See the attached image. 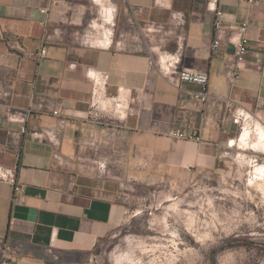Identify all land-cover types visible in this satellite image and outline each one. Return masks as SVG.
<instances>
[{
	"label": "crops",
	"instance_id": "1",
	"mask_svg": "<svg viewBox=\"0 0 264 264\" xmlns=\"http://www.w3.org/2000/svg\"><path fill=\"white\" fill-rule=\"evenodd\" d=\"M258 1H220L225 26L214 51L208 0H0V164L15 168L24 184L16 199L0 181V242L3 255L13 257L9 264H100L126 214L120 202L126 184L182 182L226 166L241 124L223 100L264 125V0ZM246 21L251 48L233 82L236 27ZM92 22L107 33L103 44L75 38ZM159 26L161 32L148 30ZM12 39L25 51L12 48ZM44 45L46 56L36 57ZM173 54L178 69L208 73V101L187 94L201 85L183 82L180 90L151 68V55ZM95 71L107 73L108 94L124 90L126 117L89 118ZM29 107L26 120L10 114ZM42 128L60 130L66 164L52 143L32 134ZM177 130L202 140L169 135ZM92 132L98 143L88 147ZM100 156L110 158L103 176L93 163Z\"/></svg>",
	"mask_w": 264,
	"mask_h": 264
},
{
	"label": "rangeland",
	"instance_id": "2",
	"mask_svg": "<svg viewBox=\"0 0 264 264\" xmlns=\"http://www.w3.org/2000/svg\"><path fill=\"white\" fill-rule=\"evenodd\" d=\"M258 123H242L237 139L247 127L256 139ZM237 139L218 170L190 173L182 182L126 184L120 196L126 214L100 264H119L124 254L132 262L120 264H264V179L257 178L264 151L244 149ZM3 251L0 242V261Z\"/></svg>",
	"mask_w": 264,
	"mask_h": 264
},
{
	"label": "built area",
	"instance_id": "3",
	"mask_svg": "<svg viewBox=\"0 0 264 264\" xmlns=\"http://www.w3.org/2000/svg\"><path fill=\"white\" fill-rule=\"evenodd\" d=\"M221 0H208L209 7L213 9L215 13L214 18V41L212 43V50H217L222 44V32L224 30V21H223V11L219 8V3ZM253 1V0H250ZM254 3H259L258 0H254ZM42 12H47L46 9H42ZM177 19L183 18L182 13L176 15ZM111 22L110 20L108 23ZM250 22L246 21L236 27L237 30V39L235 42V52H234V62L232 70V80L236 82L241 77V72L243 66L247 61L251 41L248 36ZM90 28L83 31H78L75 33V38L82 44H92L98 43L103 44L106 41L108 35L106 32H100L99 29L102 27L97 26L95 22L89 26ZM149 31H158L161 32L163 29L159 26L158 28L149 27ZM9 44L12 48H16L21 51H25L24 47L21 45L18 39H12L9 41ZM47 54V48L44 45L40 51L36 52L34 55L38 58L45 57ZM177 56L176 54L167 55L164 58H157L154 55L150 57V66L155 68L161 75L165 76L169 83L174 87L181 90V85L183 82H192L202 86L200 92H188L193 99L201 103H205L211 98V93L208 88L209 75L204 71H196L191 69H178L177 66ZM90 77L92 79V97L89 110V118L99 119L102 116H107L110 119H122L126 117L130 110V101L128 96L125 94L124 90L119 89L118 93L115 95H110L106 91V81L107 73L102 71L90 72ZM183 96L185 93L182 91ZM228 111L232 114L234 119L240 124L247 122L248 120L254 119L255 117L244 108L238 106L236 102L230 98L223 100ZM55 115H59L58 110H54ZM10 114L12 117L14 115L21 116L23 120L33 114V109L31 107L24 110H12L10 108ZM67 124L66 118H61L60 128H64ZM25 130V129H24ZM40 140H44L52 143L56 147L55 157L58 162L62 165L67 163V159L59 152V147L61 145L60 140V130L55 128H42L40 130L32 132ZM170 136L188 139L194 141H201L202 138L200 135L188 133L182 130L171 131ZM98 134L97 132H92L86 139V145L88 147H95L98 143ZM94 167L97 170L98 174L106 175L109 171L110 158L108 156H100L93 160ZM0 181L10 184L14 189V198L17 199L24 188V184L20 181L18 177L17 170L15 168L7 167L0 164ZM1 264H9L13 258L11 255H3Z\"/></svg>",
	"mask_w": 264,
	"mask_h": 264
},
{
	"label": "bare ground",
	"instance_id": "4",
	"mask_svg": "<svg viewBox=\"0 0 264 264\" xmlns=\"http://www.w3.org/2000/svg\"><path fill=\"white\" fill-rule=\"evenodd\" d=\"M256 131H257V136H256V139H254L253 138V134H252L253 131H252L251 127L250 128L247 127L241 133L240 137H238L237 140H239V142L241 144V147L244 148V149L250 148V149H253V150H256V151H262L263 152L264 151V125L258 123ZM235 142H236V140H233V143H235ZM257 171H258V175H257L258 177L257 178L258 179H264V165H260L259 167H257ZM255 173H257V172H255ZM253 183H254V181H253ZM260 189L264 193V188H260ZM128 256H129V254L128 255H125V254L124 255H119V257L117 258V262L120 264L121 262L122 263L124 262V261H122L124 259H127V261L128 260H132V259H130L131 257L129 258ZM128 262H132V261H128ZM133 262H134V264H137L135 261H133Z\"/></svg>",
	"mask_w": 264,
	"mask_h": 264
}]
</instances>
